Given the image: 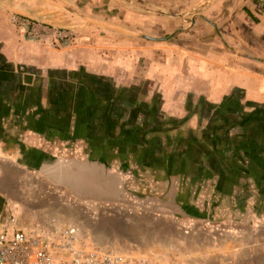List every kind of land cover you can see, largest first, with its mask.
<instances>
[{
	"label": "crops",
	"instance_id": "obj_1",
	"mask_svg": "<svg viewBox=\"0 0 264 264\" xmlns=\"http://www.w3.org/2000/svg\"><path fill=\"white\" fill-rule=\"evenodd\" d=\"M250 1L223 4L257 6L250 27L261 40L264 0ZM117 7L0 0V166L15 163L14 141L60 156L102 155L135 166L140 191L194 203L210 221L264 224V58L212 35L183 40L186 28L172 43L89 26L102 14L120 19ZM18 17L80 30L49 46L28 39ZM56 206L59 227L71 219Z\"/></svg>",
	"mask_w": 264,
	"mask_h": 264
},
{
	"label": "rangeland",
	"instance_id": "obj_2",
	"mask_svg": "<svg viewBox=\"0 0 264 264\" xmlns=\"http://www.w3.org/2000/svg\"><path fill=\"white\" fill-rule=\"evenodd\" d=\"M226 1L116 0L120 6L117 10L123 14L120 19L118 15L102 14L98 16L100 22L88 23L101 30L128 29L151 41L165 37L172 43L182 39L180 30L186 28L191 35L183 40L212 35L219 45L241 47L252 56L264 58V37L257 39L250 27L257 21L252 12H256L257 6L244 5L232 11V6L226 8L223 4ZM130 11L136 13L137 19L127 18ZM77 27L78 24L62 28L73 29L76 36L80 30ZM137 189L140 190L139 186ZM54 205L69 216L68 222L78 225L83 237L126 253L143 255L150 264H264V224L243 226L210 220L183 223L123 206H90L73 200L64 190L12 161L0 166V223L13 220L12 224L24 228L33 223L25 217L28 214L34 220L41 217L32 227L39 223L50 225L54 223L56 212L50 211Z\"/></svg>",
	"mask_w": 264,
	"mask_h": 264
},
{
	"label": "water",
	"instance_id": "obj_3",
	"mask_svg": "<svg viewBox=\"0 0 264 264\" xmlns=\"http://www.w3.org/2000/svg\"><path fill=\"white\" fill-rule=\"evenodd\" d=\"M13 144L18 154L14 159L16 164L34 171L50 185L64 190L80 203L123 206L148 214L172 217L183 223L210 220L194 203L138 190L141 175L127 161L113 165L102 155L88 158L60 156L22 145L18 141ZM19 147H23L22 153Z\"/></svg>",
	"mask_w": 264,
	"mask_h": 264
},
{
	"label": "built area",
	"instance_id": "obj_4",
	"mask_svg": "<svg viewBox=\"0 0 264 264\" xmlns=\"http://www.w3.org/2000/svg\"><path fill=\"white\" fill-rule=\"evenodd\" d=\"M16 24L33 41L58 46L75 36L71 28H62L29 17H18ZM0 223V264H150L147 257L98 244L81 236L74 223L54 226L39 223L21 228Z\"/></svg>",
	"mask_w": 264,
	"mask_h": 264
},
{
	"label": "bare ground",
	"instance_id": "obj_5",
	"mask_svg": "<svg viewBox=\"0 0 264 264\" xmlns=\"http://www.w3.org/2000/svg\"><path fill=\"white\" fill-rule=\"evenodd\" d=\"M67 223H72V222H67ZM79 230H80V228H79ZM80 233H81L82 236L84 235L83 232H82V230H80Z\"/></svg>",
	"mask_w": 264,
	"mask_h": 264
}]
</instances>
